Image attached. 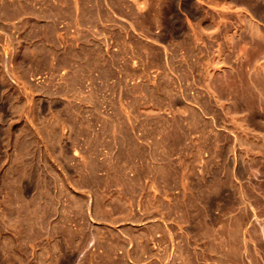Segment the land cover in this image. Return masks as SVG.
Masks as SVG:
<instances>
[{
  "label": "rangeland",
  "instance_id": "1",
  "mask_svg": "<svg viewBox=\"0 0 264 264\" xmlns=\"http://www.w3.org/2000/svg\"><path fill=\"white\" fill-rule=\"evenodd\" d=\"M82 10L0 21V264H264V0Z\"/></svg>",
  "mask_w": 264,
  "mask_h": 264
},
{
  "label": "crops",
  "instance_id": "2",
  "mask_svg": "<svg viewBox=\"0 0 264 264\" xmlns=\"http://www.w3.org/2000/svg\"><path fill=\"white\" fill-rule=\"evenodd\" d=\"M95 2L96 0H0V4L6 6L5 11L0 12V21L20 23L36 19L50 22L57 31L60 46L67 43L71 36L77 35L75 32L79 28L88 29L90 24L86 23L83 5Z\"/></svg>",
  "mask_w": 264,
  "mask_h": 264
},
{
  "label": "bare ground",
  "instance_id": "3",
  "mask_svg": "<svg viewBox=\"0 0 264 264\" xmlns=\"http://www.w3.org/2000/svg\"><path fill=\"white\" fill-rule=\"evenodd\" d=\"M156 1H158V0H156ZM160 1H161V0H160ZM239 1H240V0H239ZM260 1H261V0H260ZM165 3H166V2H165ZM187 3H188V2H187ZM193 3H194V2H193ZM227 3H228V2H227ZM230 3H231V2H230ZM157 4H158V2H157ZM163 4H164V3H163ZM166 4H167V3H166ZM171 4H173V3H171ZM191 4H192V3H191ZM231 4H232V3H231ZM255 4H256V3H255ZM201 5H202V4H201ZM207 5H208V4H207ZM232 5H233V4H232ZM234 5H235V4H234ZM239 5H240V4H239ZM252 5H253V4H252ZM192 6H193V5H192ZM208 6H209V5H208ZM235 6H236V5H235ZM259 6H261V5H259ZM259 6H258V7H259ZM182 7H183V6H182ZM224 7H225V6H224ZM239 7H241V6H239ZM242 7H243V6H242ZM252 7H253V6H252ZM172 8H173V7H172ZM189 8H190V7H189ZM191 8H192V7H191ZM195 8H196V7H195ZM210 8H211V7H210ZM210 8H209V9H210ZM237 8H238V7H237ZM161 9H162V8H161ZM211 9H212V8H211ZM239 9H241V8H239ZM244 9H245V8H244ZM249 9H250V8H249ZM242 10H243V9H242ZM242 10H241V11H242ZM245 10H246V9H245ZM177 11H178V10H177ZM234 11H235V10H234ZM248 11H249V10H248ZM258 11H259V10H258ZM159 12H160V10H159ZM172 12H173V11H172ZM244 12H245V11H244ZM181 13H182V12H181ZM181 13H180V14H181ZM195 13H196V12H195ZM204 13H205V12H204ZM250 13H251V12H250ZM157 14H158V13H157ZM160 14H161V13H160ZM188 14H189V13H188ZM193 14H194V13H193ZM251 14H252V13H251ZM251 14H250V15H251ZM153 15H154V14H153ZM176 15H177V14H176ZM176 15H175V16H176ZM201 15H202V14H201ZM237 16H238V14H237ZM243 16H244V15H243ZM167 17H168V16H167ZM176 17H177V16H176ZM179 17H181V16H179ZM179 17H178V18H179ZM188 17H189V16H188ZM204 17H205V16H204ZM209 17H210V16H209ZM158 18H159V17H158ZM242 18H243V17H242ZM253 18H255V17H253ZM256 18H257V17H256ZM166 19H167V18H166ZM197 19H198V18H197ZM157 20H158V19H157ZM178 20H179V19H178ZM190 20H191V19H190ZM252 20H253V19H252ZM255 20H256V19H255ZM180 21H181V20H180ZM200 21H201V20H200ZM235 21H236V20H235ZM191 22H192V21H191ZM166 23H167V22H166ZM179 23H180V22H179ZM188 23H189V22H188ZM195 23H196V21H195ZM239 23H240V22H239ZM241 23H242V22H241ZM241 23H240V24H241ZM244 23H245V22H244ZM233 24H234V23H233ZM235 24H237V23H235ZM159 25H160V24H159ZM229 25H231V24H229ZM232 26H233V25H232ZM236 26H237V25H236ZM243 27H244V26H243ZM258 27H259V26H258ZM162 28H163V27H162ZM164 28H165V27H164ZM170 28H171V27H170ZM189 28H190V27H189ZM191 28H192V27H191ZM195 28H196V27H195ZM178 29H179V28H178ZM243 29H244V28H243ZM186 30H187V29H186ZM203 30H204V29H203ZM228 30H229V29H228ZM245 30H246V29H245ZM259 30H260V29H259ZM175 31H176V30H175ZM193 31H195V30H193ZM239 31H240V30H239ZM187 32H188V31H187ZM199 32H200V31H199ZM161 33H163V32H161ZM185 33H186V32H185ZM234 33H235V32H234ZM240 33H241V31L239 32V34H240ZM261 33H262V32H261ZM182 34H183V33H182ZM190 34H192V33H190ZM239 34H238V35H239ZM241 34H242V33H241ZM252 34H253V33H252ZM176 35H177V33H176ZM183 35H184V34H183ZM248 35H249V34H248ZM240 36H241V35H240ZM245 36H246V35H245ZM251 36H252V35H251ZM181 37H182V35H181ZM238 40H239V39H238ZM236 47H237V45H236ZM2 98H3V97H2ZM22 100H23V99H22ZM246 163H247V162H246ZM243 164H244V163H243ZM249 164H250V163H249ZM251 165H252V164H251ZM246 169H247V167H246ZM252 169H253V168H252ZM238 172H239V170H238ZM238 172H237V173H238ZM245 173H246V172H245ZM248 173H249V172H248ZM250 173H251V172H250ZM252 174H253V173H252ZM224 192H225V191H224ZM229 193H230V192H229ZM234 194H235V193H234ZM225 199H226V198H225ZM230 200H231V199H230ZM215 202H216V201H215ZM228 202H229V201H228ZM217 204H218V203H217ZM221 204H222V203H221ZM223 204H224V203H223ZM213 205H214V204H213ZM228 205H229V204H228ZM210 207H211V206H210ZM73 264H74V263H73Z\"/></svg>",
  "mask_w": 264,
  "mask_h": 264
}]
</instances>
